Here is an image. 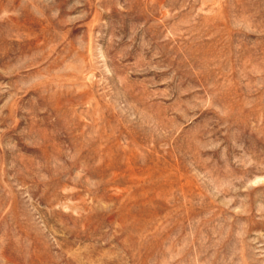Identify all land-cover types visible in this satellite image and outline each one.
<instances>
[{
    "label": "rangeland",
    "instance_id": "rangeland-1",
    "mask_svg": "<svg viewBox=\"0 0 264 264\" xmlns=\"http://www.w3.org/2000/svg\"><path fill=\"white\" fill-rule=\"evenodd\" d=\"M0 264H264V0H0Z\"/></svg>",
    "mask_w": 264,
    "mask_h": 264
}]
</instances>
